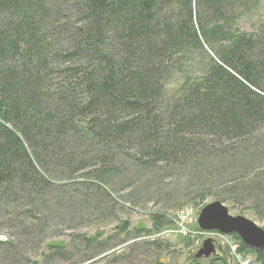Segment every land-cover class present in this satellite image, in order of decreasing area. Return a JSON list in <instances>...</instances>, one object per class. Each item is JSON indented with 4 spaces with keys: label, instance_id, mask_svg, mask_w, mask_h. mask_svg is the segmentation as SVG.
I'll list each match as a JSON object with an SVG mask.
<instances>
[{
    "label": "trees",
    "instance_id": "trees-1",
    "mask_svg": "<svg viewBox=\"0 0 264 264\" xmlns=\"http://www.w3.org/2000/svg\"><path fill=\"white\" fill-rule=\"evenodd\" d=\"M250 6L0 0V215L37 239L59 182L91 170L145 193L182 178L191 200L217 189L264 220V30L228 33Z\"/></svg>",
    "mask_w": 264,
    "mask_h": 264
},
{
    "label": "rangeland",
    "instance_id": "rangeland-1",
    "mask_svg": "<svg viewBox=\"0 0 264 264\" xmlns=\"http://www.w3.org/2000/svg\"><path fill=\"white\" fill-rule=\"evenodd\" d=\"M263 30L264 0H251L248 12L231 21L228 33L257 35ZM90 171L59 182L61 195L50 206L58 211L57 218L37 239L22 235V228L17 232L9 218L0 215V237L5 238L0 254L12 250L19 255L16 264H264V251L244 246L235 235L203 231L197 225L203 207L220 202L229 215L246 218L264 230V220L247 204L223 201L225 196L217 189L207 191L202 200H191L188 195L194 190L184 186L182 178L166 176L161 194L143 192L142 182L135 188L126 183L111 188ZM95 207L99 212L92 210ZM206 242L212 249L207 255ZM104 247L103 253H95Z\"/></svg>",
    "mask_w": 264,
    "mask_h": 264
},
{
    "label": "water",
    "instance_id": "water-1",
    "mask_svg": "<svg viewBox=\"0 0 264 264\" xmlns=\"http://www.w3.org/2000/svg\"><path fill=\"white\" fill-rule=\"evenodd\" d=\"M197 225L203 231L235 235L244 246L258 252L264 251V230L246 218L229 215L227 209L220 202H213L203 207L199 212ZM4 240L5 238L0 237V241ZM204 250L206 255L208 254L206 252L212 250L208 242L204 243Z\"/></svg>",
    "mask_w": 264,
    "mask_h": 264
},
{
    "label": "built area",
    "instance_id": "built-area-1",
    "mask_svg": "<svg viewBox=\"0 0 264 264\" xmlns=\"http://www.w3.org/2000/svg\"><path fill=\"white\" fill-rule=\"evenodd\" d=\"M240 264H248V261H245V262H241Z\"/></svg>",
    "mask_w": 264,
    "mask_h": 264
},
{
    "label": "flooded vegetation",
    "instance_id": "flooded-vegetation-1",
    "mask_svg": "<svg viewBox=\"0 0 264 264\" xmlns=\"http://www.w3.org/2000/svg\"><path fill=\"white\" fill-rule=\"evenodd\" d=\"M218 233V232H217ZM220 234V233H219ZM221 235H223V234H221ZM255 251V250H254Z\"/></svg>",
    "mask_w": 264,
    "mask_h": 264
}]
</instances>
